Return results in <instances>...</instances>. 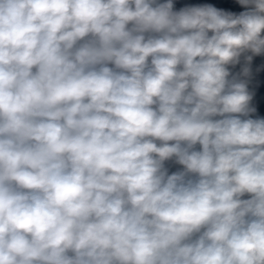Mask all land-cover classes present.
<instances>
[{
    "label": "clouds",
    "instance_id": "obj_1",
    "mask_svg": "<svg viewBox=\"0 0 264 264\" xmlns=\"http://www.w3.org/2000/svg\"><path fill=\"white\" fill-rule=\"evenodd\" d=\"M0 264H264V0H0Z\"/></svg>",
    "mask_w": 264,
    "mask_h": 264
}]
</instances>
